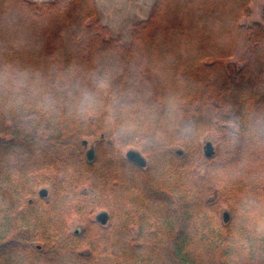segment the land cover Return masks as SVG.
I'll list each match as a JSON object with an SVG mask.
<instances>
[{
	"label": "trees",
	"instance_id": "16d2710c",
	"mask_svg": "<svg viewBox=\"0 0 264 264\" xmlns=\"http://www.w3.org/2000/svg\"><path fill=\"white\" fill-rule=\"evenodd\" d=\"M251 2L156 0L122 43L95 0H0V264H264V25L242 23Z\"/></svg>",
	"mask_w": 264,
	"mask_h": 264
},
{
	"label": "rangeland",
	"instance_id": "374dc122",
	"mask_svg": "<svg viewBox=\"0 0 264 264\" xmlns=\"http://www.w3.org/2000/svg\"><path fill=\"white\" fill-rule=\"evenodd\" d=\"M32 1L40 3V2L55 1V0H32ZM155 2L156 0H95L96 10H97L95 19L98 20L101 23V25L108 28V30L110 31L109 32L110 37L115 38L122 43H129L131 41L132 33L134 31L135 26L140 22L147 20L150 17ZM250 6H251V15L245 16L242 19V23L246 25H252L256 22H260L264 25V19H263L264 0H252ZM225 64L228 69H230L231 67L237 69L243 65L239 63L235 64V62L231 60L225 61ZM159 77L162 83L164 81V78H162L161 76ZM163 84L166 83H162V85ZM99 139L100 137L88 138L87 139L88 146H86L87 147L86 150L87 151L90 150L91 146L95 147V143ZM218 140H219V136L215 130H212L210 132L208 131V133L201 138V146L203 152L205 150L206 144L210 142L214 149V153H213L214 155L218 147ZM130 150H135V149H130ZM174 150L176 154L177 151L179 150L183 151L179 147H175ZM128 151L125 152V156ZM147 166H148V161H147ZM203 173L204 171L201 170V174ZM101 213L103 212L98 210L91 217V219L97 220L98 215ZM108 223L109 221L105 225L107 226ZM81 225H82V221L80 220L78 215L72 214L69 220L70 231L71 232L76 231L78 228L81 227ZM133 232L136 233L137 229H133Z\"/></svg>",
	"mask_w": 264,
	"mask_h": 264
},
{
	"label": "water",
	"instance_id": "95a60500",
	"mask_svg": "<svg viewBox=\"0 0 264 264\" xmlns=\"http://www.w3.org/2000/svg\"><path fill=\"white\" fill-rule=\"evenodd\" d=\"M85 146H88V141L84 142ZM214 153V149L213 146L210 142H208L205 146V155L207 157H211ZM178 155H183V151L179 150L177 151ZM96 157V151H95V147L91 146V149L87 151L86 153V158L89 162H93L95 160ZM126 158L127 160H129L130 162L136 164L137 166L141 167V168H146L147 167V160L146 158L142 155L141 152L137 151V150H129L126 153ZM48 191L47 189H44L41 191V196L45 197L47 196ZM108 214L103 212L101 214L98 215L97 220L102 223V224H106L108 222ZM230 219V214L228 212L224 213V221L227 223Z\"/></svg>",
	"mask_w": 264,
	"mask_h": 264
}]
</instances>
